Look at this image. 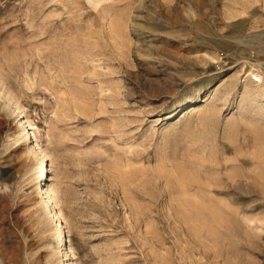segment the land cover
Returning <instances> with one entry per match:
<instances>
[{"label":"rangeland","instance_id":"obj_1","mask_svg":"<svg viewBox=\"0 0 264 264\" xmlns=\"http://www.w3.org/2000/svg\"><path fill=\"white\" fill-rule=\"evenodd\" d=\"M0 264H264V0H0Z\"/></svg>","mask_w":264,"mask_h":264}]
</instances>
